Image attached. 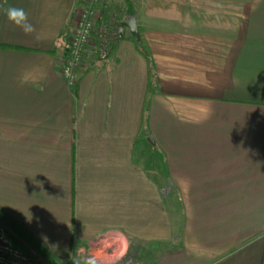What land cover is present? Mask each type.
Masks as SVG:
<instances>
[{
	"label": "crops",
	"instance_id": "0c3cea01",
	"mask_svg": "<svg viewBox=\"0 0 264 264\" xmlns=\"http://www.w3.org/2000/svg\"><path fill=\"white\" fill-rule=\"evenodd\" d=\"M132 5L149 59L124 27L71 85L79 0H0V208L60 258L110 236L117 254L152 247V264H264V0ZM13 6L30 35L7 21ZM147 138L178 224L160 166L136 153Z\"/></svg>",
	"mask_w": 264,
	"mask_h": 264
},
{
	"label": "built area",
	"instance_id": "2783aa9c",
	"mask_svg": "<svg viewBox=\"0 0 264 264\" xmlns=\"http://www.w3.org/2000/svg\"><path fill=\"white\" fill-rule=\"evenodd\" d=\"M97 3L98 0H81V7L76 10L71 21L67 54L61 67L69 83L76 81V70L88 56L96 60L106 59L118 36L117 28L96 8ZM0 264H36L34 253L15 247L5 235L1 224Z\"/></svg>",
	"mask_w": 264,
	"mask_h": 264
},
{
	"label": "rangeland",
	"instance_id": "374dc122",
	"mask_svg": "<svg viewBox=\"0 0 264 264\" xmlns=\"http://www.w3.org/2000/svg\"><path fill=\"white\" fill-rule=\"evenodd\" d=\"M180 2H181V4H183V0H180ZM103 4L108 5L109 13H111V15H109L110 18L108 17L109 18L108 20L110 21V23L112 25H114V28H117L116 25H118L120 20L123 19L120 17V15L124 11H126L127 5H125L124 0H98L96 8L100 11L101 6H103ZM79 7H81V0H79ZM116 30H118V28ZM117 32H118V36H119V31H117ZM68 36H69V32L67 33V36H66V47H67V42H68V40H67ZM133 37L136 38L135 36H133ZM140 38H141V35L139 38H136V39H140ZM141 39H140V47H142L143 50H145V52L149 54V57H150V55L153 53L152 48H150V46H148V44L145 42V40L142 41ZM160 41H162L163 45H167L169 42V39L168 38H162ZM110 51H111V48H110ZM73 83H69V84L72 85ZM149 142L151 143V141L147 138L144 141V146H145L144 149L142 148V150H140V148H139V150H136V153L139 155L138 157L140 159L142 158L143 161H145V165L149 169L154 170L155 168H153L152 166H160V171H162V175H161L162 195H163L165 202L170 207V208L169 207L168 208L170 209L169 214H171L170 215V217H172L171 219H173L174 223L178 224L180 222V207L178 205H176L178 203L176 194L173 191V194L170 195L171 192H168L167 190H165L163 188V187H165V185L163 186V183H165L167 181L165 176L163 175V172H164L163 171V161H162V158L158 156V151L150 149ZM111 238L112 237L108 236L105 241L102 240L100 242V243H102V246L101 247L99 246L100 248H94L92 246L91 249H83L82 251H80V253L78 251H76L75 253L73 252L72 255H70V256L68 255L66 258H61V259H66V261H68V262L83 261L84 258H86L88 256H92V257L97 258L99 264H114V263L116 264V263H120L122 259H123V263H127V262L136 263V261H145V262H149V264H152V260L154 257V254H152V251H153L152 247L150 248L148 245H146V244L143 245L140 242H139L140 245L138 246L135 241H133L132 244H131V242L129 243L130 249L127 250V252L125 253V255L123 256L122 259H120V260L114 259L115 257H117L119 255L117 253H119L120 245H118L117 240H114ZM112 244H114V245L111 247ZM128 251H129V254H128ZM126 255H128V256H126Z\"/></svg>",
	"mask_w": 264,
	"mask_h": 264
},
{
	"label": "trees",
	"instance_id": "16d2710c",
	"mask_svg": "<svg viewBox=\"0 0 264 264\" xmlns=\"http://www.w3.org/2000/svg\"><path fill=\"white\" fill-rule=\"evenodd\" d=\"M127 5V13H133V5L131 0H125ZM105 18L107 16L102 13ZM119 28L120 23L116 25ZM114 27V25H113ZM119 36L111 45V50L115 47ZM137 50L142 53L146 58L149 59V55L140 47V41L137 39L136 42ZM147 119V108L144 110V124ZM0 224L2 225L3 231L5 235L11 240L12 244L22 250L34 253L36 264H77L78 261L68 262L66 259H61L55 253H53L50 249H48L42 242L37 240L34 236H32L22 224L14 220L10 217L4 210L0 208ZM75 253V250L70 248V255ZM129 254V251H128ZM128 256V255H126ZM82 262V261H79ZM115 264V263H114ZM116 264H149V262L145 261H136V263L127 262L123 263V259L120 263Z\"/></svg>",
	"mask_w": 264,
	"mask_h": 264
},
{
	"label": "clouds",
	"instance_id": "9594fccd",
	"mask_svg": "<svg viewBox=\"0 0 264 264\" xmlns=\"http://www.w3.org/2000/svg\"><path fill=\"white\" fill-rule=\"evenodd\" d=\"M7 21L14 27L19 29L24 35H30L34 32V26L29 21L28 13L25 9L20 7H9L5 12ZM125 253H120L114 259L120 260L123 258ZM77 264H99L96 257L88 256L83 259L82 262H77Z\"/></svg>",
	"mask_w": 264,
	"mask_h": 264
},
{
	"label": "water",
	"instance_id": "95a60500",
	"mask_svg": "<svg viewBox=\"0 0 264 264\" xmlns=\"http://www.w3.org/2000/svg\"><path fill=\"white\" fill-rule=\"evenodd\" d=\"M124 27L128 28L129 32L133 36H135L136 38L140 37L139 32H138V28H137L136 18H135L134 14H130L129 17L126 20L121 22V24H120V26L118 28L120 37L122 35V31H123ZM149 140L152 142L151 138H149Z\"/></svg>",
	"mask_w": 264,
	"mask_h": 264
}]
</instances>
